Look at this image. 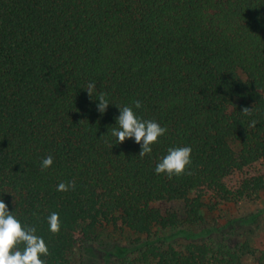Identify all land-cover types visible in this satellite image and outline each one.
Here are the masks:
<instances>
[{
    "label": "trees",
    "instance_id": "trees-1",
    "mask_svg": "<svg viewBox=\"0 0 264 264\" xmlns=\"http://www.w3.org/2000/svg\"><path fill=\"white\" fill-rule=\"evenodd\" d=\"M124 106L167 129L143 158L134 138L111 135ZM183 146L191 174H156L168 149ZM61 182L75 188L58 191ZM260 193L264 0H0V200L44 239L45 264H75L76 249L107 227L146 238L173 230L176 215L155 203L182 202L192 226L205 198L215 206ZM243 255L223 243L148 244L119 264H243Z\"/></svg>",
    "mask_w": 264,
    "mask_h": 264
},
{
    "label": "rangeland",
    "instance_id": "rangeland-1",
    "mask_svg": "<svg viewBox=\"0 0 264 264\" xmlns=\"http://www.w3.org/2000/svg\"><path fill=\"white\" fill-rule=\"evenodd\" d=\"M255 170L235 173L225 183L228 187H235L244 176L251 175ZM204 205L202 221L188 226L184 223L185 208L182 202L155 203L153 207L162 214L176 215L177 223L173 230H154V234L146 238L125 229L107 227L97 233L94 242L76 249L75 264H119L125 258L137 261L141 250L148 244L159 246L162 243L170 244L179 251L190 244L240 245L244 248L242 263L258 264V256L264 252V193H260L254 201L215 206L211 199L205 198Z\"/></svg>",
    "mask_w": 264,
    "mask_h": 264
},
{
    "label": "clouds",
    "instance_id": "clouds-1",
    "mask_svg": "<svg viewBox=\"0 0 264 264\" xmlns=\"http://www.w3.org/2000/svg\"><path fill=\"white\" fill-rule=\"evenodd\" d=\"M86 91L92 98L95 89L94 83L86 86ZM99 103L97 110L103 114L106 112L109 102L105 99L103 93L99 95ZM135 107L140 108L141 103L135 102ZM120 114L116 117L118 128H114L111 132L112 137L116 138V144H122L128 138H134L136 144L141 146L139 156H144L152 152L151 145L163 136L167 129L161 127L159 123L153 120H142L137 117L132 107H118ZM244 115H251V109L245 107L241 111ZM256 121H252L255 126ZM191 147H175L169 148L168 153L164 156L155 167L156 174H165L169 179L173 176H182L187 172L188 166L191 164ZM53 164L51 155L42 160V169H47ZM187 174H191L187 172ZM70 188L74 189V183H59L57 190L67 192ZM47 222L49 230L53 234L60 231L59 215L55 212L51 213ZM36 233V228L25 227L21 224L11 212L3 200H0V264H45L42 256L49 255V249L44 239ZM22 246V247H21Z\"/></svg>",
    "mask_w": 264,
    "mask_h": 264
}]
</instances>
